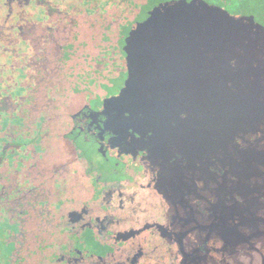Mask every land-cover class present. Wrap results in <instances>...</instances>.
Returning a JSON list of instances; mask_svg holds the SVG:
<instances>
[{"label":"flooded vegetation","instance_id":"obj_1","mask_svg":"<svg viewBox=\"0 0 264 264\" xmlns=\"http://www.w3.org/2000/svg\"><path fill=\"white\" fill-rule=\"evenodd\" d=\"M182 1L264 27V0H0V264H188L141 163L94 121L131 32Z\"/></svg>","mask_w":264,"mask_h":264},{"label":"water","instance_id":"obj_2","mask_svg":"<svg viewBox=\"0 0 264 264\" xmlns=\"http://www.w3.org/2000/svg\"><path fill=\"white\" fill-rule=\"evenodd\" d=\"M125 50L96 130L141 163L177 259L264 264V27L182 1L153 10Z\"/></svg>","mask_w":264,"mask_h":264}]
</instances>
